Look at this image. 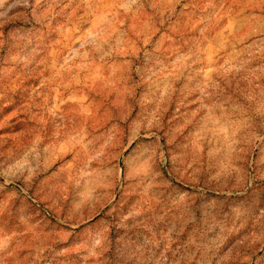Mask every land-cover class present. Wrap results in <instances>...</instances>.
<instances>
[{
  "label": "rangeland",
  "instance_id": "obj_1",
  "mask_svg": "<svg viewBox=\"0 0 264 264\" xmlns=\"http://www.w3.org/2000/svg\"><path fill=\"white\" fill-rule=\"evenodd\" d=\"M0 264H264V0H0Z\"/></svg>",
  "mask_w": 264,
  "mask_h": 264
}]
</instances>
